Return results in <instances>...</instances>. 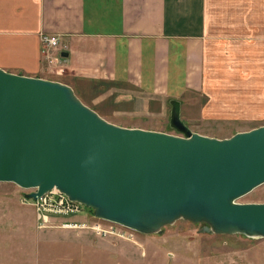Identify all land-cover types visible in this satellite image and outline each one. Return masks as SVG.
Wrapping results in <instances>:
<instances>
[{
	"label": "crops",
	"instance_id": "crops-1",
	"mask_svg": "<svg viewBox=\"0 0 264 264\" xmlns=\"http://www.w3.org/2000/svg\"><path fill=\"white\" fill-rule=\"evenodd\" d=\"M240 4V0H0V68L66 84L86 106L120 127L163 131L157 127L167 121L171 100L180 103L181 118L189 105L200 117L226 118L236 109L237 98L247 93L236 89L220 95L215 90L222 76L233 74V64L238 67L230 51L244 43L236 41V35L245 26L252 28L253 22L257 33L264 34V0H248L243 15ZM42 35L59 36L62 42L61 51L51 50L55 64L46 59ZM64 52L66 57L61 56ZM236 73L243 74L239 69ZM95 222L93 216L84 221ZM60 228L70 230L61 231L70 233V239L95 249L88 251L97 254L95 264H161L160 257H167L170 264H223L219 259L203 261V252L187 247L198 249L197 240L183 236L156 239L138 234L128 242L98 236L86 227ZM73 230L100 239L92 243ZM167 244L171 249H160ZM234 251L226 249L232 255L226 264H237ZM52 262L87 264L73 251Z\"/></svg>",
	"mask_w": 264,
	"mask_h": 264
},
{
	"label": "water",
	"instance_id": "water-1",
	"mask_svg": "<svg viewBox=\"0 0 264 264\" xmlns=\"http://www.w3.org/2000/svg\"><path fill=\"white\" fill-rule=\"evenodd\" d=\"M169 104L173 134L120 127L66 84L0 68V182L32 190V200L56 190L144 235L183 219L206 233L264 238V203L236 202L264 184V125L209 137Z\"/></svg>",
	"mask_w": 264,
	"mask_h": 264
},
{
	"label": "rangeland",
	"instance_id": "rangeland-1",
	"mask_svg": "<svg viewBox=\"0 0 264 264\" xmlns=\"http://www.w3.org/2000/svg\"><path fill=\"white\" fill-rule=\"evenodd\" d=\"M251 1L253 3L254 0ZM240 2L239 13L243 15L246 13V8H248V0H240ZM253 12L254 6L249 12L250 17ZM252 24H254L252 28L248 29V26H245L243 33L236 35L239 38L236 41H242L244 46L243 44L238 45L230 51L237 59L235 63L238 67L233 64L230 68L234 75L228 71L215 86V90L220 95L223 92L235 91L236 89L247 93L237 98L236 109L230 111L228 114L231 116L226 118H218L209 114H205V116L210 117H204L203 115L200 117L190 105L188 108L184 107L182 118L181 116L180 118L182 121H186V126L192 132L211 135L215 138H228L233 133L264 125V34L257 33L259 31L257 23L253 22ZM247 51L249 52V58ZM249 59H251L250 64ZM220 69L222 68L220 67ZM238 69L243 74L237 75L236 70ZM234 76L237 78H234ZM191 101V99L186 100L188 103H191ZM248 104L251 107L244 111L242 107L245 105L248 107ZM166 118L168 121L169 115ZM167 121L164 124L161 121L162 125L159 124L157 129L163 130L161 132L165 131V133L173 134L174 131L169 128V122L167 123ZM31 191L21 189L12 183L0 182V264H56L52 261L61 260L65 255V251H73L78 259L81 257L87 264L97 263L99 259L97 254L88 252L94 251V248L70 239L71 237L68 235L70 233L61 232L70 230L60 228L63 224H71L72 221L78 224L84 223L87 218L92 216L90 210L80 206L73 215L59 213L54 216L52 214L48 216V221L40 226V220L37 219L34 205L29 200H23L24 195ZM236 202L264 203V184L238 198ZM96 220L102 222L103 224H101L106 228L118 227L108 221ZM203 227V223H192L188 220L179 219L173 224L164 226L161 234H147V236L153 235V238L164 239L167 238L166 234H168L177 237L183 236L185 240H188L187 238L195 239L201 247L198 246V249L191 245L187 247L190 250L203 252V261L214 263L219 259L221 263L226 264V257L231 258L232 256L226 253V249L234 248L235 263L264 264V238L254 239L240 234L219 235L206 233L202 231ZM73 232L83 234L92 243L100 239L84 231L73 230ZM127 232L132 233L134 238H138V234H140L135 231ZM57 234L65 236L55 237ZM161 235L164 236L160 237ZM183 237L180 239H183ZM53 241L54 244L52 245ZM171 247L163 246L160 249H171ZM125 248L127 247L125 246ZM125 248L123 249L125 250ZM160 258L161 264H170L167 257ZM146 259L148 260V258L144 260Z\"/></svg>",
	"mask_w": 264,
	"mask_h": 264
},
{
	"label": "built area",
	"instance_id": "built-area-1",
	"mask_svg": "<svg viewBox=\"0 0 264 264\" xmlns=\"http://www.w3.org/2000/svg\"><path fill=\"white\" fill-rule=\"evenodd\" d=\"M43 50L46 52V59L48 60L49 64L58 62L57 58H54L51 54V50L54 51H61L62 50V42L60 41L59 36L55 35H42L40 38ZM23 200H26L23 198ZM35 208L37 219L40 220L39 225L43 226L44 223L48 221V216L51 214H71L77 212L78 208L82 205L70 201L65 195L59 193L56 190H52L48 193H45L37 200H29ZM71 224H63V226L67 228L72 227H86L92 230L98 236H108L113 235L117 238L125 239L128 241H133L134 237L132 233H128L127 231L134 232L131 229L122 227L120 225L115 224L118 226L117 229L115 226L111 228L104 227L100 222H95L91 225H86L85 223H76L70 222ZM114 224V223H113Z\"/></svg>",
	"mask_w": 264,
	"mask_h": 264
},
{
	"label": "trees",
	"instance_id": "trees-1",
	"mask_svg": "<svg viewBox=\"0 0 264 264\" xmlns=\"http://www.w3.org/2000/svg\"><path fill=\"white\" fill-rule=\"evenodd\" d=\"M90 212H91V210H90ZM92 213V212H91Z\"/></svg>",
	"mask_w": 264,
	"mask_h": 264
}]
</instances>
